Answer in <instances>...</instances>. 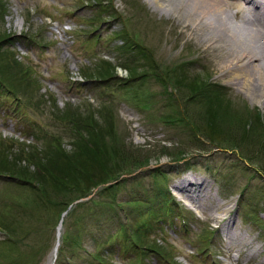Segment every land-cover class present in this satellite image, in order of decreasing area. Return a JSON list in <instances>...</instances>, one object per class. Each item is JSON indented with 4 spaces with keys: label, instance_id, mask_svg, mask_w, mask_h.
I'll use <instances>...</instances> for the list:
<instances>
[{
    "label": "rangeland",
    "instance_id": "1",
    "mask_svg": "<svg viewBox=\"0 0 264 264\" xmlns=\"http://www.w3.org/2000/svg\"><path fill=\"white\" fill-rule=\"evenodd\" d=\"M163 1L172 9L170 13L151 0H0V32H7L5 42H15L5 47L0 44V72L20 100L15 111L16 103L0 102V156L12 153L29 165L34 154L41 158L48 151L55 154L61 136L70 149L68 139L77 133V121L66 113L80 108H85L84 127L91 122L111 125L127 150L139 157L152 156L147 167L129 171L111 191L101 195L96 190L74 216L63 217L64 209L47 205L42 192L32 186L38 184L34 174H0V264L13 260L48 264L60 228L62 240L53 264H103L86 253L65 249V235L75 238L78 233V216L83 217L80 230L87 226L91 231L90 240L87 230L81 231L85 245L99 253L105 264H162L150 246L167 254L174 264L264 261V83L253 85L259 97L252 99L246 93L249 85L237 84L235 76L252 65L229 64L231 51L222 52L212 41L203 42V27L176 17L187 12L190 6L186 2ZM25 33L28 36H22ZM107 71L112 75L99 73ZM170 74L219 84L228 114L220 111L213 120L219 133L229 131L237 142L242 139L240 132L245 133L248 149L221 146L225 135L220 137L211 130L203 117L205 109H198L201 106L184 112L195 102L189 99L191 89L172 82ZM3 106L11 110L6 113ZM241 112L247 122L234 128L231 118ZM184 113L192 119L190 124L178 121ZM194 135L202 143L190 141ZM212 137L217 141H211ZM163 151L190 152L187 161L191 165L167 167L170 160L162 156ZM187 177L209 184L208 199L202 206L183 200L186 195L177 190L176 185ZM160 183L185 207L187 223L178 222L180 227L169 228L167 233L152 223L151 228L141 229L138 240L137 227L144 221L149 225V221L135 206L142 201L147 209L155 206L150 199L158 202L153 187ZM169 193L165 195L169 197ZM219 203L225 206L221 210L215 208ZM234 221L237 240L229 237L234 232L228 235L225 231ZM145 234L149 237L144 238ZM206 246L213 253H198ZM252 251L254 255H250Z\"/></svg>",
    "mask_w": 264,
    "mask_h": 264
},
{
    "label": "trees",
    "instance_id": "2",
    "mask_svg": "<svg viewBox=\"0 0 264 264\" xmlns=\"http://www.w3.org/2000/svg\"><path fill=\"white\" fill-rule=\"evenodd\" d=\"M6 36L7 32H2V34L0 32L1 45L5 42L4 37ZM18 60L19 59L15 58V61ZM154 64L155 63L153 62V65ZM4 67L9 66L6 65ZM152 71L156 74L158 71L157 66L153 68ZM99 73L103 76L112 75L109 74V71ZM175 73L176 71L173 74ZM173 74L169 75L170 78L173 79L172 82L189 87L191 89L189 99L195 101L192 104L187 105V108L184 110V112L190 108H197L198 106H201L198 109H205V113L207 115L203 117L207 118L209 121L207 125L211 127V130H214V132L217 135H220V137L225 135L223 139L220 140L222 142L220 143L221 146L226 147L225 145L227 144L229 146H236L240 149L243 147L245 150H247L248 148L244 145L248 142L247 140L245 141V136H247L245 133L242 134L240 132L239 137L242 139L240 142H237V138H235L231 132H224V134L223 132L219 133L217 128L219 125H217L213 120V117L220 111H223V114H228V112L225 110H228L227 108L229 107H224L223 104L225 103V100H223V95H225V93L214 83L208 81H199L198 78L189 81L187 78L188 76L186 75L181 77L177 75L173 76ZM7 81L8 80L5 79V77L0 72V88L6 89V87H8L12 90V86L10 87ZM83 109L85 108H80V110H77L76 113L69 112L67 109L66 116L77 121L76 127H74V130L77 133H74L75 135L69 137L68 139V144L71 146L70 149L64 146L63 140H65V138L63 139V136H61V139L58 138L57 143H59V147L55 148V154L48 151L45 154L46 156H42V158L37 154H34L31 157L32 164L29 165L25 162H23L25 164H22L21 161L14 157L12 153H9L7 156H0V159L2 158V160H0V162H2L0 163V173L15 174L18 172L17 175L19 176L34 174V178L37 177L38 184L36 182H31L33 184L32 186L42 192V196L47 202V205L52 206L51 209H55L56 207L62 210L66 209L74 200L89 195L94 188L116 180L120 178L122 174L130 173L129 171L131 170H138L139 168L147 166L151 159L150 157L143 155L142 157H139V155L135 156L132 153L133 151L127 150V145H125L123 142L120 143L119 140H117L115 131L111 125L94 124L91 122V125L87 126V128L84 127L83 120L85 117H83ZM244 113L245 112H241V115L238 117H235V114V119L231 118L232 123L230 124H232L234 128H242V124L245 126L247 117L246 115L243 116ZM185 116L186 113L183 114V119H179L178 121L184 124H190L188 120L192 121V119L189 117L185 118ZM81 128H85V130L81 131ZM235 136L237 137L236 134ZM213 138L215 137H212L210 140L213 142L217 141ZM228 139L233 141L231 142ZM189 140L202 143L201 139L196 137V135H194V137ZM198 146H201V144ZM200 150L206 149L202 147ZM173 154H175L174 158L176 160H180L183 159L187 153L186 151H177ZM35 170L37 173H35ZM157 171L159 173L160 169ZM158 173L157 175L159 176ZM114 188L115 186L112 185L106 186L100 191V194H105ZM157 190L158 194L164 195V190L162 188H156V191ZM78 207L82 208L84 205L80 204ZM76 209L77 208H75L70 213L71 216L76 215ZM82 218V216H78L75 222V225L78 229L76 237L70 238V236L74 235H65V249L73 248L78 252L82 250L84 251V239H82L81 231L84 232L88 230V227L86 226L80 230L81 226L79 224L83 222ZM149 248L155 249V251L158 252L162 257H166L165 253L159 248L153 246H150ZM65 249H62V252ZM94 256L99 258L101 263L105 261V259L102 258L100 254H96Z\"/></svg>",
    "mask_w": 264,
    "mask_h": 264
},
{
    "label": "bare ground",
    "instance_id": "3",
    "mask_svg": "<svg viewBox=\"0 0 264 264\" xmlns=\"http://www.w3.org/2000/svg\"><path fill=\"white\" fill-rule=\"evenodd\" d=\"M151 1L155 5L167 9L168 13L172 11L163 0ZM240 1L183 0L190 7L187 12L178 13L176 17L179 19L186 18V20L193 22L194 26L203 27L205 29H202L203 42L212 41L220 48V51H231L233 57L229 64H238L237 66L240 68H247L252 65L251 69L240 70L241 73L237 72L235 76L239 81L237 84L249 85L246 93L250 94L253 99L259 97L254 93L253 85L264 83V8L262 11L259 10L257 0H243L247 6H242ZM259 11L261 15L257 16L256 13ZM181 15L184 17H179ZM236 19L238 22L235 21ZM255 61L259 63H255ZM176 187L181 193H186L185 191L193 192V194H188L187 197L201 203L205 198L208 183L205 181H197V183L195 181L193 183L187 177L178 183ZM224 207L219 203L215 208L221 210ZM59 240H61V228ZM60 242L48 264H53L55 261ZM254 254L255 252H251L250 255ZM262 264H264V261H262Z\"/></svg>",
    "mask_w": 264,
    "mask_h": 264
}]
</instances>
